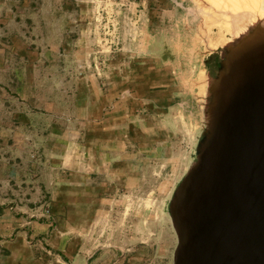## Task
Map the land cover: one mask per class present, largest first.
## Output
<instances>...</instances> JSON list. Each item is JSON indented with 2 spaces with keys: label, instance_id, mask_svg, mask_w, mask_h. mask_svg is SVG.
<instances>
[{
  "label": "rangeland",
  "instance_id": "rangeland-1",
  "mask_svg": "<svg viewBox=\"0 0 264 264\" xmlns=\"http://www.w3.org/2000/svg\"><path fill=\"white\" fill-rule=\"evenodd\" d=\"M230 5L0 0V264H177Z\"/></svg>",
  "mask_w": 264,
  "mask_h": 264
},
{
  "label": "water",
  "instance_id": "water-1",
  "mask_svg": "<svg viewBox=\"0 0 264 264\" xmlns=\"http://www.w3.org/2000/svg\"><path fill=\"white\" fill-rule=\"evenodd\" d=\"M219 66L208 134L176 194L177 264H264V41Z\"/></svg>",
  "mask_w": 264,
  "mask_h": 264
},
{
  "label": "bare ground",
  "instance_id": "bare-ground-1",
  "mask_svg": "<svg viewBox=\"0 0 264 264\" xmlns=\"http://www.w3.org/2000/svg\"><path fill=\"white\" fill-rule=\"evenodd\" d=\"M217 4H220L219 7L224 6V5L226 6L228 4H232L230 6H232L234 8H237L238 7L236 10H239V9L242 10V11L239 10L238 12H235V13H237L235 15H240V14H242L244 12L246 13L245 10L251 11L254 8H260L261 10L264 11V0H217ZM258 16H260V18L257 21H260L261 24L259 25V28L258 27H255L258 30V33H256V35L254 36V38H252L255 41L254 40L253 41L251 40L252 42H250V41L249 42L248 41L245 42L244 41L245 38L243 37L244 39L239 40V43H238L239 47L242 46V45H244L245 43H247V44L250 43L252 45V44L257 43L259 41H264V12L261 13V12L258 11L257 14H254L251 17L256 18ZM177 220H178L179 226H182V228H183L184 227V220H183V217H182L181 214L178 215V219Z\"/></svg>",
  "mask_w": 264,
  "mask_h": 264
},
{
  "label": "trees",
  "instance_id": "trees-1",
  "mask_svg": "<svg viewBox=\"0 0 264 264\" xmlns=\"http://www.w3.org/2000/svg\"><path fill=\"white\" fill-rule=\"evenodd\" d=\"M219 67H220V66H219V64H218V68H217V69H219Z\"/></svg>",
  "mask_w": 264,
  "mask_h": 264
}]
</instances>
